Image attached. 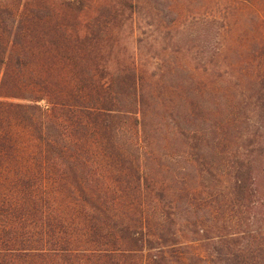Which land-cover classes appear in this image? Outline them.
<instances>
[{
    "label": "trees",
    "instance_id": "trees-1",
    "mask_svg": "<svg viewBox=\"0 0 264 264\" xmlns=\"http://www.w3.org/2000/svg\"><path fill=\"white\" fill-rule=\"evenodd\" d=\"M0 264H264V0H0Z\"/></svg>",
    "mask_w": 264,
    "mask_h": 264
},
{
    "label": "rangeland",
    "instance_id": "rangeland-1",
    "mask_svg": "<svg viewBox=\"0 0 264 264\" xmlns=\"http://www.w3.org/2000/svg\"><path fill=\"white\" fill-rule=\"evenodd\" d=\"M142 15V14H141ZM144 20L143 15H142V21ZM151 32V34H150ZM150 34V35H149ZM154 34L157 36L156 40H158L161 44V46H165V49H163V51L168 55V56H163L162 54L159 55V53H162L161 50H158L159 48L156 47V43L153 42V36ZM162 33H158L157 32H152L151 30L147 31L144 33V35H142V40H140V42L137 44L136 47V51L138 53V55L140 56L141 60H144L146 62V66H145V72H144V77H146L145 79V83H151L153 85L155 84H159V83H155L156 81V76L159 73V69H156L152 63V60H154L156 57L154 56H150V54L156 53L158 60H164V61H171V62H184L187 65H189L190 63V58L189 56H187L182 50H179L178 52H174L171 50V45L170 42L168 41V39H162L161 35ZM147 35V36H146ZM123 38H122V43H119L115 48H113L114 50H112V53L109 55V60L106 59V61H110L111 63L116 60L121 62V60H123V55L129 54L130 52V39L128 38V36H126L125 34H123ZM152 43L155 46V49L152 48ZM110 68H113V66H109ZM165 74H163V71L161 70V72L159 73V78L160 77H164ZM166 81H167V75H166ZM165 81V83H166ZM159 91L157 92V97L159 99V101H161V99H163V103L164 105H159L157 106V109H159L157 117H159V119H163V117L166 116H170V108L171 105L170 103H173V101H175L176 97L175 95H173L172 93H167V96L165 97V95H162V90L161 88L158 89ZM148 102H150L148 100ZM188 104H187V109H188ZM162 115V116H161ZM190 125V122H188L187 124H185L184 126H188ZM184 246L185 249L187 251H191L193 250L192 243H188L184 242ZM83 259V257H82Z\"/></svg>",
    "mask_w": 264,
    "mask_h": 264
}]
</instances>
